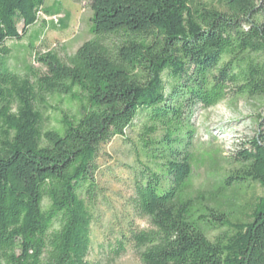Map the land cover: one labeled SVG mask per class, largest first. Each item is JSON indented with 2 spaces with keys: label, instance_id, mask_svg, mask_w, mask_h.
I'll list each match as a JSON object with an SVG mask.
<instances>
[{
  "label": "trees",
  "instance_id": "obj_1",
  "mask_svg": "<svg viewBox=\"0 0 264 264\" xmlns=\"http://www.w3.org/2000/svg\"><path fill=\"white\" fill-rule=\"evenodd\" d=\"M46 2L0 0V264H93L107 203L97 159L129 131L138 165L117 254L132 245L143 264H264V131L229 159L201 151L193 121L199 108L264 100V0H88L93 37L15 73L6 42ZM56 96L78 108L46 127ZM252 185L263 193L242 202Z\"/></svg>",
  "mask_w": 264,
  "mask_h": 264
},
{
  "label": "rangeland",
  "instance_id": "obj_2",
  "mask_svg": "<svg viewBox=\"0 0 264 264\" xmlns=\"http://www.w3.org/2000/svg\"><path fill=\"white\" fill-rule=\"evenodd\" d=\"M61 3L60 13L49 15L47 10ZM92 11L88 0H47L40 20L23 33L24 25H19L23 33L20 39H9L6 45L11 49L8 64L11 71L25 74L30 67L40 68L35 60L37 52L57 50L65 57L76 52L91 39ZM53 108L47 110L46 127H54L60 117L59 110L73 112L78 104L68 97L56 96L51 101ZM197 128L196 141L201 151H221L225 158H231L249 140L264 131V100H239L236 103L225 101L208 109L199 108L193 118ZM138 135L129 131L126 138L116 137L101 148L97 159L98 181L106 188L105 201L100 217L93 225L92 248L89 260L93 264H143L138 251L132 246L117 254L119 226L116 217L125 214L126 200L133 194V175L137 167L136 145ZM221 168L227 167L226 162ZM210 170L207 166L196 167L194 183L201 187L207 181ZM263 190L252 185L242 202L261 195ZM123 220V219H122ZM137 229H150L147 218L133 217Z\"/></svg>",
  "mask_w": 264,
  "mask_h": 264
}]
</instances>
